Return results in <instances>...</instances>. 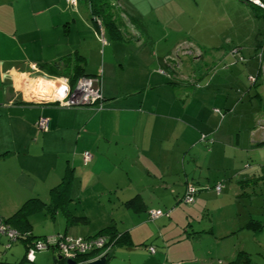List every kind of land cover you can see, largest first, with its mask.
<instances>
[{"label":"crops","instance_id":"1","mask_svg":"<svg viewBox=\"0 0 264 264\" xmlns=\"http://www.w3.org/2000/svg\"><path fill=\"white\" fill-rule=\"evenodd\" d=\"M17 2H0V75L4 76L0 79V205L10 206L4 216L10 217L18 206L36 199L27 215L33 236H44L39 232L50 230L45 235L85 237L112 226L97 229L84 226L91 223L89 206L102 207L99 209L103 219L114 223L118 206L120 223L113 227L122 238L111 250L109 264H114L109 260L120 251L153 255L145 264H214V257L215 264L230 260L221 254L210 257L195 253L194 257H183L195 251L202 237H221L206 231L204 224L199 226L203 215L200 212L213 195L204 188L217 180L210 175L211 159L227 151L217 141L225 137L218 134L222 123L213 133L218 116L205 125L198 120L206 112L207 102L195 100L205 93L206 87L194 88L198 86L196 79L179 75L180 61L168 54L155 53L151 39L140 37L129 24L122 29L127 40L118 44L125 45L131 53L121 56L112 53L110 59L104 57L98 72L95 67L89 70L85 67L89 55H83L81 49L85 39L78 37L73 43L68 40L71 32L78 34L83 28L88 29L95 42L94 51L99 55L101 38L93 25L85 22L88 6L83 16L79 5L71 7L66 0H48L44 5H34L33 0L23 5ZM102 32V43L112 48L114 42L105 37L106 30ZM262 32L264 27L258 34ZM147 44L151 45L150 49ZM256 49L237 75L231 76L228 69L219 70L208 88L213 84L217 90L240 81L250 88L247 76L254 75L257 81L253 87L259 85L257 99L264 101V89L259 90L264 61L254 58ZM68 55H78L83 62V74L100 75L101 108L55 104L46 86H39L50 84L46 81L50 78L56 82L64 74H72L71 68L63 67ZM222 56L218 57L219 61L228 59L229 67H238V63L231 62L229 52ZM55 62L61 66L57 67L58 75L39 68L40 63ZM220 99L227 107L237 98L225 93ZM256 115L257 120L264 121L259 112ZM39 118L47 120L45 131L36 126ZM197 124L207 127L204 131L210 141L207 135L202 138ZM206 139L210 144L205 143ZM216 145L218 152H214ZM85 151L92 154L88 163L83 160ZM64 180V192L52 196L51 189ZM189 183L196 188L195 201L191 204L182 199ZM37 200L47 206L53 204L55 211L50 213ZM60 206L66 209L63 214ZM76 207L81 208L79 212ZM161 209L166 212L155 219L149 218V210ZM41 213L50 218L43 216L39 226L34 220ZM188 226L193 230L190 240H187ZM4 242L0 237V247ZM149 246L154 247L153 253L148 251ZM50 256L46 254L48 259ZM6 260L0 258V264L17 262ZM40 260L35 256L33 264Z\"/></svg>","mask_w":264,"mask_h":264},{"label":"rangeland","instance_id":"2","mask_svg":"<svg viewBox=\"0 0 264 264\" xmlns=\"http://www.w3.org/2000/svg\"><path fill=\"white\" fill-rule=\"evenodd\" d=\"M17 1L18 5L31 2L29 0ZM47 2L48 0H33L34 5H44ZM86 6L84 0H79V13L83 16L86 15ZM115 7L121 8L123 14L127 15L126 17H140L145 25L148 38L153 43L154 52L168 54L177 62L180 61L179 75L186 77L187 74L191 76L189 78L196 79L195 85L198 86L194 88L206 87L205 93L202 96H197L195 100V102H207L206 112L198 119L203 121L202 125L213 122L215 115L218 116L217 124L213 130L215 133V129L219 128L222 123L218 134H223L225 137L217 138V141H221L222 147L226 148L227 151L223 154L219 153L217 157L214 156L211 159L210 175L211 178L214 177V180H217L210 182V185L204 188L205 191H212L213 195L209 199V203L200 212L203 215L200 221L202 223L199 224L200 227L204 224L206 231L214 232L215 237H221L219 239L212 236L202 237L200 239L202 243L197 245L195 251L191 255L188 252L183 257H194L195 253L199 255L208 254L210 257L221 254L222 257L225 255L228 257L227 259H231L229 257L235 256L237 252L241 251L247 255L248 264H264V131H262L264 130V125H262L264 121L257 120L258 115H256L259 112L261 117H264L262 116L264 114V101L260 102L257 99L256 92H258L259 85L248 88L244 81H240L235 85L225 84L224 87L222 86L217 90L213 84H210L211 88H208L214 73L228 69L231 76L237 75L238 71L243 69V63L238 60V57H243L244 62L252 58L258 44L257 41L260 40L261 42L264 39V32L258 34L264 27V9L257 7L248 0H118L115 2ZM85 22L92 24L98 34H101L103 29L100 30L99 26L94 23L89 11ZM121 34L122 39H113L107 33L105 37L114 42V45L111 48L106 44L104 45L100 40L99 55L94 51L96 50L94 48L95 42L88 29L83 28L78 34L74 31L71 32L68 40L73 43L78 37L85 39L81 47L84 51L83 55H89V61L85 67L89 70H94L95 67L96 72H98L102 69L104 57L108 60L112 53H115V56L131 53L125 49V45L118 44V42L123 41V38H127V33L122 31ZM126 38L124 41L127 40ZM90 44L92 45L90 46ZM150 44H147L149 49L151 48ZM234 48H237L238 51L231 52ZM227 52L231 55V62L238 63V67L234 69L229 67L228 59L218 60V57H223L222 54ZM73 56L78 57V55ZM107 60L106 62L109 63L110 60ZM167 62L170 63V60ZM106 66L107 64H105V68ZM64 75L68 76L69 74ZM46 81L50 84L40 83L39 86H46L45 90L52 92L58 81L52 82L53 79L51 81V78ZM180 81H182L181 78ZM259 81L261 82L259 90H262L264 89V78L260 77ZM238 90L241 91L240 94ZM236 91L238 96L235 95ZM215 92L217 93L215 94ZM225 93H228L230 97L237 98L227 107L223 106V99H220V97L225 96ZM204 129L207 127L201 128L197 124L199 134L207 135V139L210 141L211 138ZM217 150L216 145L214 152H218ZM218 184L220 185L219 192L215 189ZM47 207L50 213L55 211L53 204ZM80 207H76L77 212L80 211ZM89 207L92 213L91 223L84 224V226L89 225L91 229H94L105 225H119L118 206L116 207L115 223L103 219L104 216L101 215L99 209L102 207L97 209L92 206ZM9 208L10 206L5 208V206L0 205V209H5L0 212L3 222L9 218L3 214ZM64 210L66 209L59 207L61 214L64 213ZM161 210L166 212V209ZM43 216L48 215L41 213L37 215L34 222L39 223L40 226ZM48 218L50 217L48 216ZM191 218L190 216V220ZM148 221L152 223L154 220ZM250 221H258L262 227L259 230L249 229L246 225ZM49 231H40L39 233H43L44 236L37 237L45 239L47 236L45 234ZM187 231V240H190L193 230L188 226ZM21 242H14L8 248L0 247L2 252L0 258L5 262L6 259L8 262L21 260L25 253L24 245ZM4 244L6 245V243ZM51 251L53 250L50 248L36 250V258L41 260L35 264H56L57 255L54 251L52 254ZM48 252L51 255L49 259L46 257ZM152 256L149 253L134 252L127 254L120 251L113 255L109 262L113 261L114 264H145L148 262L146 259ZM216 259L214 257V264L217 262ZM57 264H65V260H58ZM107 264L109 263L107 262ZM207 264L211 263L207 262Z\"/></svg>","mask_w":264,"mask_h":264},{"label":"built area","instance_id":"3","mask_svg":"<svg viewBox=\"0 0 264 264\" xmlns=\"http://www.w3.org/2000/svg\"><path fill=\"white\" fill-rule=\"evenodd\" d=\"M251 1L254 5L259 8L264 9V0H260V3H254L253 0ZM68 5L71 7H75L77 5V0H66ZM100 30L101 27L99 26ZM101 40L104 42L102 30L101 34L99 35ZM232 51H238L237 48H234ZM257 58L259 61L264 58V39L261 40L258 49L256 51ZM237 56V54H234ZM239 61H244L243 57H238ZM160 73H163V70H159ZM255 78L253 76H248L249 83L254 82ZM66 81L68 85V89L66 90V95L64 97V101L62 102L58 99L59 92L62 87V83ZM57 86L51 92L52 99L61 106H89V105H96V108H101V89H100V76L93 75V76H81L79 77L74 86L70 85L69 80L67 77H60L57 82ZM216 111H218L216 109ZM36 126L39 130L45 131L47 129V120L45 118H39L36 122ZM205 135H202V138H205ZM92 158L90 152L85 151L83 153V160L84 162H89ZM215 189L217 192L220 191V185H216ZM195 193L196 188L193 184L189 183L186 186L185 193L182 197L183 201L187 204H191L195 201ZM163 212L161 210H149V218L155 219L162 215ZM24 236L25 234L19 233L16 229L9 227L7 224L3 222L0 218V237H4L5 244H3L4 248L10 247V244L19 240L20 236ZM108 238L104 236H97L94 238H83V237H73L64 234H56V235H47L45 239L38 238L27 247L25 251V257L27 262H32L34 258L35 251L42 249V248H50L53 250L57 255H60L64 260L71 259L75 262V264H81L86 262L90 259L99 257L101 254L108 253L112 244L107 245ZM148 251L153 253L154 247L149 246ZM95 254L93 256L88 257L86 260L81 258L89 256L90 254ZM89 254V255H88Z\"/></svg>","mask_w":264,"mask_h":264},{"label":"trees","instance_id":"4","mask_svg":"<svg viewBox=\"0 0 264 264\" xmlns=\"http://www.w3.org/2000/svg\"><path fill=\"white\" fill-rule=\"evenodd\" d=\"M116 1L118 0H84V3H86V5L88 6L90 17L94 21V23L97 24V26H99L100 24L101 28L106 30L108 35L112 37L113 39H117V38L122 39L121 32H122V29H124L123 27L126 24L131 25L135 30H137L140 37L148 39L146 28H145V25L142 23L141 18L137 16L126 17L127 15L125 16L123 14V11L121 10V8L115 7ZM77 5H79V0H77ZM125 38H123V40ZM257 43H258L257 44V47H258L260 40H258ZM242 63L244 64V62ZM63 65H64L63 67H66V68L68 67L73 70L72 74H69V75L67 74L68 76H65V75L62 76V77H67L70 85L72 86H74L76 80L79 77L90 76V75L83 74L82 72L83 62L78 57H75L73 55H68L63 60ZM58 66L61 67L58 62H55L53 64H49V63L39 64L40 69L52 75H58L56 71ZM248 76H253L255 78L254 82L250 83L251 86H254L257 81V76H254V75H248ZM248 76H247V79H248ZM102 100H103V97H102ZM89 106L95 107L96 105H89ZM69 107H79V106H69ZM64 190H65V180L62 181L57 187H54L51 189L52 196H56L58 193L59 194L63 193ZM35 201L36 199H30L26 201L4 222L9 227L16 229L19 233L25 234L24 236L22 235L19 237V241L24 242L25 251L27 247L32 243V241L39 238L37 236L32 235V233L29 230V224L27 220V215L34 208ZM37 203L40 204V206L41 205L45 206V204H43L40 201H38ZM79 219L82 221H86V218H76L77 221H79ZM246 227L252 230H259L262 227V224L258 221H250L247 223ZM97 236H104L108 238L109 241L107 242V245L112 244L109 252L107 253L108 257L114 245L117 242H119L120 238H122V234L117 233L113 226H107V227L101 228L94 235L85 236L83 238H94ZM93 255L95 254L94 253L90 254L89 256L83 257L81 259L86 260L88 257L93 256ZM55 262L57 264L58 262L57 258H55ZM1 264H11V263H1ZM13 264H29V263L25 260V255H24L21 260L14 262ZM30 264H33V263H30ZM105 264H107V259H106ZM220 264H248V257L245 253L239 251L235 254V256L232 259L226 260L225 262L220 263Z\"/></svg>","mask_w":264,"mask_h":264},{"label":"clouds","instance_id":"5","mask_svg":"<svg viewBox=\"0 0 264 264\" xmlns=\"http://www.w3.org/2000/svg\"><path fill=\"white\" fill-rule=\"evenodd\" d=\"M253 2L254 3H257V4H259L260 3V0H253ZM99 26H100V24H99ZM101 27V26H100ZM102 34H103V32H102ZM256 51H257V49H256ZM255 56H256V54H255ZM257 57V56H256ZM258 59V58H257ZM259 60V59H258ZM244 61H245V59H244ZM244 61H242V62H244ZM259 62H261V61H259ZM245 63V62H244ZM10 71H15V69H12V70H10ZM90 76H93V75H90ZM100 76V75H99ZM4 78V76H2V75H0V79H3ZM100 84H101V78H100ZM101 86V85H100ZM68 89V85H67V82L66 81H64L63 83H62V87H61V90H60V92H59V95H58V99H60L62 102L64 101V97H65V95H66V90ZM54 103L55 104H57L55 101H54ZM19 241V240H18ZM17 242V241H16ZM24 255H25V253H24ZM57 255V254H56ZM57 256H60V255H57ZM32 258H34L35 259V255H34V257H31L30 256V259H32ZM63 259V258H62ZM61 259V260H62ZM94 259V258H93ZM25 260H26V257H25ZM67 260V259H66ZM65 260V261H66ZM91 260V259H90ZM34 262V260L32 261V262H28L29 264L30 263H33ZM84 263V262H83Z\"/></svg>","mask_w":264,"mask_h":264},{"label":"water","instance_id":"6","mask_svg":"<svg viewBox=\"0 0 264 264\" xmlns=\"http://www.w3.org/2000/svg\"><path fill=\"white\" fill-rule=\"evenodd\" d=\"M107 258H108V254L104 253V254H101L99 257H96L94 259L88 260V261H86L84 263H81V264H105ZM57 259L61 260L62 257L61 256H57ZM65 264H75V262L73 260H71V259H67L65 261Z\"/></svg>","mask_w":264,"mask_h":264}]
</instances>
